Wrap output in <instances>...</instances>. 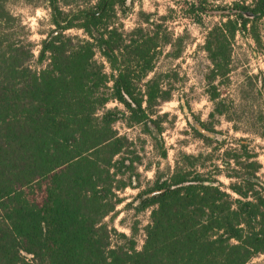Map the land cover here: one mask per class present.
I'll return each mask as SVG.
<instances>
[{"label":"trees","instance_id":"1","mask_svg":"<svg viewBox=\"0 0 264 264\" xmlns=\"http://www.w3.org/2000/svg\"><path fill=\"white\" fill-rule=\"evenodd\" d=\"M9 1L0 0V264H250L264 253L255 164L228 176L238 179L234 198L200 170V156L156 175L137 194L136 209H150L138 249L135 223L125 235L105 220L122 202L114 191L135 179L117 178L135 160L115 124L148 130L146 111L171 96L154 72L164 47L181 54L167 16L139 12L125 31L135 0H43L50 28L35 55ZM180 11L199 26L218 18L203 47L213 73L228 72L237 35L264 48V0H185Z\"/></svg>","mask_w":264,"mask_h":264},{"label":"rangeland","instance_id":"2","mask_svg":"<svg viewBox=\"0 0 264 264\" xmlns=\"http://www.w3.org/2000/svg\"><path fill=\"white\" fill-rule=\"evenodd\" d=\"M184 1L135 0L130 14L120 21L123 29L129 31L143 19L139 12L156 18L167 16L168 31L174 39L179 38L175 50L181 49V54L173 58L172 48L164 47L156 62L154 72L162 76L163 88L170 90L171 96L146 111L148 130L129 127L122 121L115 124L118 135L126 137L128 142L123 156L135 160L131 170L122 168L124 175L117 178L127 181L131 173L135 179L131 186L114 191L122 202L110 215L113 220L110 216L105 220L125 235H130L128 228L135 223L137 249L142 244L150 212V209H136L137 194L159 173L172 171L178 164L188 165L192 160L186 161V156H200L199 164L204 166L200 170L206 177L217 180L221 189L233 198L236 196L228 186L238 180L233 178L234 173L237 171L240 180L245 174H253L250 164H255L257 170L251 181L256 184L254 190L264 195V48L237 35L231 43L228 72L223 76L213 73L203 47L208 28L218 18L204 17L203 25H196L182 16L180 8ZM213 1L228 4L236 0ZM8 8L29 31L36 55L43 34L50 28L49 11L43 0H33V5L10 0ZM152 76L153 73L147 79ZM213 95L217 97L212 99ZM107 108L124 110L117 102H110ZM230 156L236 157L242 166L229 160ZM117 239L112 236L113 242ZM250 264H264V253Z\"/></svg>","mask_w":264,"mask_h":264}]
</instances>
